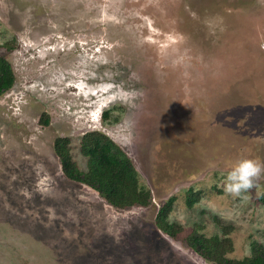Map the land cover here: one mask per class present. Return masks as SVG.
<instances>
[{"label":"rangeland","instance_id":"obj_1","mask_svg":"<svg viewBox=\"0 0 264 264\" xmlns=\"http://www.w3.org/2000/svg\"><path fill=\"white\" fill-rule=\"evenodd\" d=\"M0 57V264H215L192 230L233 261L264 246V173L246 201L224 190L239 159L264 163V0H0ZM88 131L148 204L63 175L54 140L85 171ZM170 197L175 237L154 223Z\"/></svg>","mask_w":264,"mask_h":264},{"label":"trees","instance_id":"obj_2","mask_svg":"<svg viewBox=\"0 0 264 264\" xmlns=\"http://www.w3.org/2000/svg\"><path fill=\"white\" fill-rule=\"evenodd\" d=\"M13 81L9 64L0 57V94L9 89ZM79 144L80 152L87 158L85 171L78 170L71 162L64 139L54 140V154L65 177L87 185L114 208L148 204L149 191L138 187L135 170L110 139L97 131H88L81 136ZM171 201L170 197L158 207L154 223L164 234L175 237L180 227L165 220ZM184 241L197 255L215 264H264V246L255 242L250 244L248 257L233 261L223 256L224 244L216 236L204 237L192 230Z\"/></svg>","mask_w":264,"mask_h":264},{"label":"clouds","instance_id":"obj_3","mask_svg":"<svg viewBox=\"0 0 264 264\" xmlns=\"http://www.w3.org/2000/svg\"><path fill=\"white\" fill-rule=\"evenodd\" d=\"M264 173V163L248 158L239 159L224 179L225 192L233 197L247 200L242 196L255 187V181Z\"/></svg>","mask_w":264,"mask_h":264}]
</instances>
